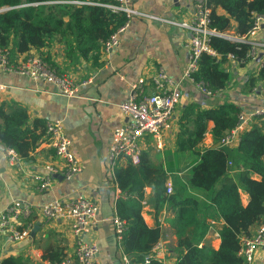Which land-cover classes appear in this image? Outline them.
<instances>
[{
    "label": "crops",
    "instance_id": "obj_1",
    "mask_svg": "<svg viewBox=\"0 0 264 264\" xmlns=\"http://www.w3.org/2000/svg\"><path fill=\"white\" fill-rule=\"evenodd\" d=\"M131 1L138 12L158 17L160 20L149 17L133 18L119 33L118 46L109 52L102 51L98 64L94 60L71 64L65 56L64 44L58 37L42 50H37L59 73L78 83L79 89L74 96L62 95L51 83L0 71V85L6 86L0 92V103L5 105L7 112L13 114L24 110L29 117V124L35 120L46 123L52 120L62 121L65 133L72 142V151L82 166V172L69 181L61 174H53L51 187L42 191L35 177L46 174L47 167L58 164L50 142L45 139L32 153V160L25 162L21 159L20 164L14 167L9 165L0 145V212L14 201L34 207L32 216L23 219L20 226L21 229H29L28 238L11 243L6 236L0 237L2 259L21 257L28 264H59L60 259L72 255L75 238L69 223L44 219L39 207L56 199L82 195L92 198L98 204L97 226L92 234L100 248V262L123 264V248L113 224L117 182L106 161L113 131L127 122L120 105L128 98L132 84L137 83L140 78L147 79L145 93L151 94L153 89L150 79L159 70H163L176 81L182 79L189 63V52L185 47L189 33L174 23L190 16L194 0H183L180 3L174 0ZM218 13L224 14L222 10ZM253 40L260 44L257 49L258 56L262 55L260 62L252 60L240 67L236 60H228L223 68L231 74L232 81L226 90L212 97L204 95L191 81H184L175 114L169 127L162 131L161 148L153 137L143 140L142 158L148 165L163 167L167 175L166 184L169 181L176 183L178 178L185 180L189 169L197 162L192 152H181L177 147V138L185 122L183 113L188 106L197 105L201 110H209L228 101L247 115L264 109L263 95L258 91H247L246 85L264 59V26ZM259 88L263 89L261 85ZM213 126L210 122L201 148L217 147L218 143H214L211 134ZM236 148L237 146L229 149ZM153 195V189L146 187L142 216L150 228L159 225V241L165 245L166 251L165 262L175 264L177 238L172 227L174 209L165 204L157 211L152 204ZM242 199L246 205L247 195H242ZM210 225L204 242L218 250L221 244L219 230L223 222L213 220ZM258 228L259 226L253 229L252 236ZM253 264H264V246L257 251Z\"/></svg>",
    "mask_w": 264,
    "mask_h": 264
},
{
    "label": "trees",
    "instance_id": "obj_2",
    "mask_svg": "<svg viewBox=\"0 0 264 264\" xmlns=\"http://www.w3.org/2000/svg\"><path fill=\"white\" fill-rule=\"evenodd\" d=\"M51 1L0 0V9H5L0 13V50L11 48L22 54L31 49L40 51L58 37L71 64L82 60L98 64L104 44L127 22L124 14L102 6ZM208 5L212 27L220 34L246 36L253 26V13L264 15V0H208ZM219 10L224 14H219ZM211 45L220 58L203 55L194 77L209 91L219 94L232 81L231 74L223 68L227 56L234 55L239 66L244 67L251 61L248 55L252 46L220 36H213ZM246 85L249 92L257 93L260 85L264 88V59ZM240 112L228 101L209 110L197 105L184 110L185 122L177 147L181 152H192L197 162L185 180H176V190L170 195L166 193L167 175L162 166L148 165L142 158L138 166L129 164L116 169L118 188L126 194L115 206L116 215L126 222L121 245L133 264H143L160 239L159 225L150 228L142 216L146 187L154 191L152 204L157 211L165 204L174 209L175 264H246L239 254L242 238L251 237L253 229L264 224V118L254 117L235 150L200 147L210 122L214 124L211 134L217 144L237 126ZM45 134L46 122L35 120L29 124L24 110L10 114L0 103V145L14 150L22 161L32 160V153L45 140ZM242 195L248 197L246 205ZM213 220L223 222L218 250L204 242ZM0 264L28 262L21 257H4Z\"/></svg>",
    "mask_w": 264,
    "mask_h": 264
},
{
    "label": "built area",
    "instance_id": "obj_3",
    "mask_svg": "<svg viewBox=\"0 0 264 264\" xmlns=\"http://www.w3.org/2000/svg\"><path fill=\"white\" fill-rule=\"evenodd\" d=\"M177 3L183 0H174ZM52 4H69L77 6H102L114 12L125 15L127 22L104 44L103 51L109 52L119 44V33H121L129 22L135 17H149L160 20L158 17H151L138 12L133 7L131 0H106L105 3L94 2H67L63 0H52ZM192 12L187 19L174 23L189 33L185 47L189 52V63L182 79L176 81L168 76L163 70H159L151 79L150 84L153 92L145 93L148 80L140 78L137 83L132 84L128 98L120 105V110L127 122L114 129L112 142L107 155V166L114 176L116 169L121 165L138 166L142 160V142L146 137H153L161 148L162 131L168 128L175 114L176 107L180 102L181 89L184 81H191L206 96L212 97L215 94L209 91L206 85L197 81L194 77L199 68V61L203 55L213 58H220V55L213 49L211 39L213 36H220L229 40L249 43L252 49L248 56L252 60L258 58L257 49L259 43L253 39L264 26V15L253 13V26L246 36H236L234 32L220 34L212 27V10L208 0H194ZM5 9H0V13ZM228 60L235 61V56L229 54ZM0 71L15 73L26 76L34 81H43L55 85L58 91L67 97L74 96L79 85L65 74L57 71L41 52L31 49L27 53H14L11 48L0 50ZM6 86L0 85V92ZM264 97V88L260 92ZM255 116L264 118V109L255 114L247 115L240 112L239 123L229 131L218 142V148H233L238 146L242 134L248 130L253 123ZM45 139L55 150L57 166L47 167V173L37 175L35 178L39 183V189L48 190L53 181V174H61L67 181L82 172V166L72 151V142L66 135L62 121L52 120L46 123ZM3 148V154L11 167L20 164V156L12 149ZM228 165H231L229 162ZM176 183L169 181L166 184L168 195L175 191ZM116 201L126 196L116 184ZM43 218L48 221H67L70 230L75 238V247L72 255L64 257L59 264H102L99 260L100 248L93 239V231L97 226L98 204L92 198L86 196H74L64 199H56L39 207ZM34 207L30 204L14 201L8 204L0 212V237L6 236L11 243H18L29 237V229H21V221L32 216ZM113 224L119 243H122L123 234L126 230V222L119 218L116 213L113 217ZM240 256L246 264H253L257 251L264 246V224L261 225L256 234L251 237L242 238ZM165 245L158 242L146 256L143 264H151L153 261L160 264L165 262ZM2 257L0 256V261ZM123 264H133L130 257L123 253Z\"/></svg>",
    "mask_w": 264,
    "mask_h": 264
},
{
    "label": "water",
    "instance_id": "obj_4",
    "mask_svg": "<svg viewBox=\"0 0 264 264\" xmlns=\"http://www.w3.org/2000/svg\"><path fill=\"white\" fill-rule=\"evenodd\" d=\"M261 58H262V55H259L258 58L256 59V61H257V62H260ZM261 90H262V88H259L258 93H260ZM62 178H63V177H62Z\"/></svg>",
    "mask_w": 264,
    "mask_h": 264
}]
</instances>
